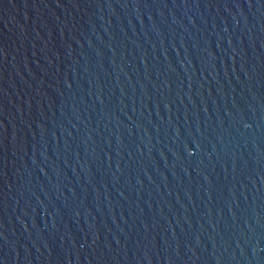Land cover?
I'll use <instances>...</instances> for the list:
<instances>
[{
	"label": "water",
	"instance_id": "1",
	"mask_svg": "<svg viewBox=\"0 0 264 264\" xmlns=\"http://www.w3.org/2000/svg\"><path fill=\"white\" fill-rule=\"evenodd\" d=\"M0 264H264V0H0Z\"/></svg>",
	"mask_w": 264,
	"mask_h": 264
}]
</instances>
